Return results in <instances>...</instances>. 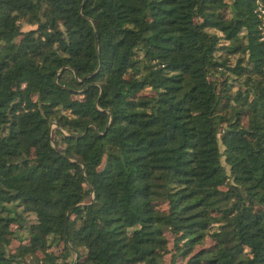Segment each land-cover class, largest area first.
Here are the masks:
<instances>
[{
    "label": "trees",
    "instance_id": "16d2710c",
    "mask_svg": "<svg viewBox=\"0 0 264 264\" xmlns=\"http://www.w3.org/2000/svg\"><path fill=\"white\" fill-rule=\"evenodd\" d=\"M256 4L0 0V264H264Z\"/></svg>",
    "mask_w": 264,
    "mask_h": 264
},
{
    "label": "rangeland",
    "instance_id": "374dc122",
    "mask_svg": "<svg viewBox=\"0 0 264 264\" xmlns=\"http://www.w3.org/2000/svg\"><path fill=\"white\" fill-rule=\"evenodd\" d=\"M258 8V7H257ZM35 25H28V24H24L23 25V28L24 29H26V28H29V27H34ZM244 122L246 123V119H244ZM56 127V124H55V122H53L52 124H51V129L53 130L54 128ZM90 196H93V193H91L90 192ZM87 199V198H86ZM162 206V205H161ZM29 218H32L33 219V215L30 213V217ZM11 228H13V229H15L16 231H18L19 232V234L20 235H25V230L24 229H18L17 228V224L16 223H13L12 225H11ZM166 235L168 236V238L170 239V241H169V245H171V235H170V232L169 231H166ZM25 241V240H24ZM210 242V238H207L206 239V244L207 243H209ZM19 244V240L17 239V238H15V237H13L12 239H11V242H10V249L11 250H14L15 249V247L17 246ZM199 246V245H198ZM198 246H196V247H198ZM58 247H60V245L58 246ZM53 251H55L56 252V248H55V246H52V248H51ZM38 255H42L41 253L40 254H38ZM75 255V253L73 254V256ZM28 257H31V256H28ZM75 257V256H74Z\"/></svg>",
    "mask_w": 264,
    "mask_h": 264
},
{
    "label": "built area",
    "instance_id": "2783aa9c",
    "mask_svg": "<svg viewBox=\"0 0 264 264\" xmlns=\"http://www.w3.org/2000/svg\"><path fill=\"white\" fill-rule=\"evenodd\" d=\"M258 7V8H257ZM256 11L257 15L261 18V27H262V34H261V39H264V0H257L256 4ZM24 264H31V263H24Z\"/></svg>",
    "mask_w": 264,
    "mask_h": 264
}]
</instances>
